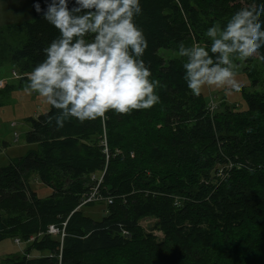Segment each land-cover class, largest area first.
I'll use <instances>...</instances> for the list:
<instances>
[{
  "label": "trees",
  "instance_id": "obj_1",
  "mask_svg": "<svg viewBox=\"0 0 264 264\" xmlns=\"http://www.w3.org/2000/svg\"><path fill=\"white\" fill-rule=\"evenodd\" d=\"M257 2L264 0H141L136 23L148 40L143 59L161 82L160 102L73 119L59 130L49 123L51 105L26 118V142L36 147L0 164V241L19 238L25 246L0 264H264V84L240 87L245 109L221 100L210 115L203 94L193 95L183 79L186 57L159 53L210 45L208 27ZM30 3L32 19L0 26V68L8 59L19 76L0 89V106L26 89L43 48L59 35L35 10L46 0ZM31 176L51 193L39 197ZM97 183L102 200L80 206ZM95 203L106 209L98 220L82 210ZM146 218L153 232L142 227ZM50 225L64 229L62 240L47 232Z\"/></svg>",
  "mask_w": 264,
  "mask_h": 264
},
{
  "label": "clouds",
  "instance_id": "obj_2",
  "mask_svg": "<svg viewBox=\"0 0 264 264\" xmlns=\"http://www.w3.org/2000/svg\"><path fill=\"white\" fill-rule=\"evenodd\" d=\"M34 7L59 35L43 48L44 59L27 75L25 90L56 110L49 123L58 130L73 119L83 123L109 110L127 114L160 102L161 82L143 59L148 40L136 23L141 0H46V8ZM205 36L210 45L178 48L177 55L186 57L188 89L195 96L205 85L238 91L233 61L264 49V2L239 8ZM259 59L264 62V54Z\"/></svg>",
  "mask_w": 264,
  "mask_h": 264
},
{
  "label": "rangeland",
  "instance_id": "obj_3",
  "mask_svg": "<svg viewBox=\"0 0 264 264\" xmlns=\"http://www.w3.org/2000/svg\"><path fill=\"white\" fill-rule=\"evenodd\" d=\"M32 7L30 0H0V26L12 25L25 20L32 19ZM159 53L165 58L177 57V51L170 52L167 49H159ZM256 55L239 61L234 59L236 64L235 79L246 91L253 89H262L264 84V68L256 62ZM252 64L253 75H248L244 69L247 64ZM18 73H14L11 69L8 59H4L0 68V81L3 85L12 84L18 79ZM257 78L258 83L256 87L252 82ZM201 93L207 100V110L210 115L213 111H216L218 104L221 100L225 101L228 106H235L237 110H243L246 108L242 92L229 90L227 86H208L205 85L201 89ZM50 108V105L46 103L44 98L40 97L37 93L26 91L25 89L14 90L9 93L3 105L0 106V164H7L10 160L19 157L28 149L35 148V144H28L26 142V133L30 129L29 123L26 118H35L41 113L46 112ZM213 110V111H212ZM7 143V146L3 143ZM219 177L223 176V172H219ZM32 189L37 193L39 197L48 196L52 189L51 187L42 183L37 177H30L29 181ZM85 215L92 217L93 219H101L106 214L104 203H95L91 206H85L82 208ZM154 220L146 218L141 221L142 227L148 231L151 230ZM154 233L160 237L162 233L160 231H154ZM25 243L22 241L16 243L13 237H9L3 241H0V260L10 254H20L23 251ZM39 253L32 252L31 256H36Z\"/></svg>",
  "mask_w": 264,
  "mask_h": 264
},
{
  "label": "built area",
  "instance_id": "obj_4",
  "mask_svg": "<svg viewBox=\"0 0 264 264\" xmlns=\"http://www.w3.org/2000/svg\"><path fill=\"white\" fill-rule=\"evenodd\" d=\"M15 73V72H14ZM3 85V82H1L0 81V86H2ZM213 111V110H212ZM106 136L104 135V140H103V143H104V145H106ZM100 193H99V191H98V183L95 185V186H93L92 188H91V190L87 193V194H85V196L82 198V201H81V204H80V206L81 205H83V204H85V203H89V202H95V201H100V200H102V197H101V195H99ZM108 202H110V200H108ZM47 232L48 233H50V234H55V235H60V238H61V240L63 239V236H64V229L62 228V229H58L57 227H55L54 225H50L49 227H48V229H47ZM33 236H31L30 238H29V241L30 240H33ZM15 242L18 244V243H20L21 241H20V239L19 238H15Z\"/></svg>",
  "mask_w": 264,
  "mask_h": 264
}]
</instances>
